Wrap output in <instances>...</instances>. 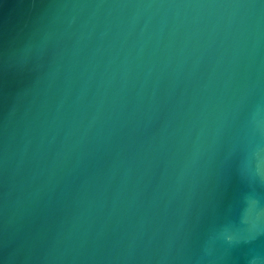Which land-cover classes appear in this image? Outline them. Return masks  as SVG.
I'll return each instance as SVG.
<instances>
[{"label":"water","instance_id":"95a60500","mask_svg":"<svg viewBox=\"0 0 264 264\" xmlns=\"http://www.w3.org/2000/svg\"><path fill=\"white\" fill-rule=\"evenodd\" d=\"M0 264H264V0H0Z\"/></svg>","mask_w":264,"mask_h":264}]
</instances>
